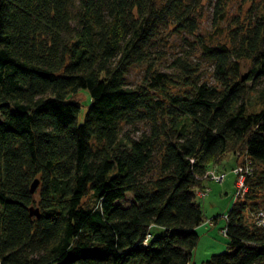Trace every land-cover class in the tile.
Segmentation results:
<instances>
[{
    "label": "trees",
    "instance_id": "trees-1",
    "mask_svg": "<svg viewBox=\"0 0 264 264\" xmlns=\"http://www.w3.org/2000/svg\"><path fill=\"white\" fill-rule=\"evenodd\" d=\"M205 1L0 0V264H189L197 196L228 155L246 191L225 214L226 249L203 264H264V0L225 43L198 35ZM162 31L194 36L199 62L162 70Z\"/></svg>",
    "mask_w": 264,
    "mask_h": 264
},
{
    "label": "rangeland",
    "instance_id": "rangeland-1",
    "mask_svg": "<svg viewBox=\"0 0 264 264\" xmlns=\"http://www.w3.org/2000/svg\"><path fill=\"white\" fill-rule=\"evenodd\" d=\"M222 0H206L197 12L199 27L198 35L203 36L206 42H227L229 31L228 28L233 24L236 18H239L241 23H246L252 17L253 13L250 11L253 7L254 1L259 4L261 0H225L224 17L216 20V4ZM189 42H186L180 34L177 35L174 31H162L157 38V46L161 40L164 44L159 45L157 48L163 53V59L160 60V68L164 71H171L170 64L176 57L190 55V60L199 62V49L196 43V38L189 34ZM211 37V38H210ZM210 38V39H209ZM191 41H194L193 43ZM243 67L242 73H246L250 68V60H241ZM213 67H210L208 63H203L200 68V72L203 74V78H210L212 83ZM142 71L139 68L131 67L126 75L127 82L130 85L137 84L142 76ZM83 107V112L86 111L90 104L91 98L89 92L86 90L80 91L74 96ZM132 131L134 136H138L140 132L146 128L145 125H137V130L134 127H128ZM139 130V131H138ZM242 162V161H241ZM234 163L232 155L226 156L220 164L215 167L216 173L220 170L226 172V177L223 182H215L208 180L205 185L208 189V193L203 196L202 192L200 197L197 196V202L203 207L205 213V223L197 228L199 234V242L193 253V259L189 264H203L209 260L212 255L219 253L226 249L228 243V236L222 233V228L226 225L225 214L229 211L233 204L234 194L236 193V178L237 174L233 170ZM210 172L214 170V165H210ZM132 200V195L128 194L124 203H129ZM264 210L262 207L261 211ZM215 218L217 220H215ZM212 220V223H211Z\"/></svg>",
    "mask_w": 264,
    "mask_h": 264
},
{
    "label": "built area",
    "instance_id": "built-area-1",
    "mask_svg": "<svg viewBox=\"0 0 264 264\" xmlns=\"http://www.w3.org/2000/svg\"><path fill=\"white\" fill-rule=\"evenodd\" d=\"M236 173H239V178L237 180V194L246 191V187L244 185L245 182V176L243 175V168L239 167L235 170ZM208 176H210L211 179H215L217 181H223V179L225 178L226 174H219L216 172H208ZM256 219H257V224L258 226H264V210H260L257 215H256ZM222 233L224 235H226V230L223 228L222 229Z\"/></svg>",
    "mask_w": 264,
    "mask_h": 264
},
{
    "label": "water",
    "instance_id": "water-1",
    "mask_svg": "<svg viewBox=\"0 0 264 264\" xmlns=\"http://www.w3.org/2000/svg\"><path fill=\"white\" fill-rule=\"evenodd\" d=\"M38 185H39V180L36 179L33 182L32 186H31V191L35 192V190L37 189ZM30 212H31V215H37V216L39 215L38 210L34 209L33 207H31Z\"/></svg>",
    "mask_w": 264,
    "mask_h": 264
},
{
    "label": "crops",
    "instance_id": "crops-1",
    "mask_svg": "<svg viewBox=\"0 0 264 264\" xmlns=\"http://www.w3.org/2000/svg\"><path fill=\"white\" fill-rule=\"evenodd\" d=\"M212 223V222H211Z\"/></svg>",
    "mask_w": 264,
    "mask_h": 264
}]
</instances>
